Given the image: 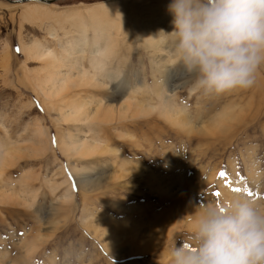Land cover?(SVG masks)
<instances>
[{"label": "rangeland", "instance_id": "1", "mask_svg": "<svg viewBox=\"0 0 264 264\" xmlns=\"http://www.w3.org/2000/svg\"><path fill=\"white\" fill-rule=\"evenodd\" d=\"M101 1L43 2L60 12ZM156 2L137 1L143 10L140 21L150 15L156 20L152 30L162 26L171 33L173 15L160 12ZM28 3L38 2L0 0V146L18 139L20 147H32L22 140L29 139L36 126L47 131L49 145L42 153L20 150L18 160L4 169L0 194L10 188L19 193L22 186L28 191L24 203L0 195V264L21 257L30 258L25 264H170L171 249L189 243L205 204L235 196L264 204V174L256 176L253 167L264 158V66L250 89L205 94L195 87L194 74L181 76L186 70L174 53L173 37L164 33L167 39L162 42L172 51L171 61L161 48L156 52L145 47V36L135 33L131 19H126L130 28L126 25L118 39L121 59L114 62L124 68L125 84L141 88L138 99L145 101L157 96L150 93L154 79L164 88L175 80L174 99L188 109L192 122L167 121L156 111L149 117L132 118L130 113L118 120L115 112L108 124H92L111 152L97 151L103 156L91 159L77 151L66 155L58 138L75 130L83 136L88 128L61 121L31 86V70L44 63L27 60L22 43L39 39L56 48L65 37L48 33L50 21L40 26L37 20H21ZM150 5L152 11L145 12ZM167 73L177 76H161ZM87 94L101 97L108 92L90 87ZM23 175L28 182L20 183ZM67 193L70 198L65 199Z\"/></svg>", "mask_w": 264, "mask_h": 264}, {"label": "bare ground", "instance_id": "2", "mask_svg": "<svg viewBox=\"0 0 264 264\" xmlns=\"http://www.w3.org/2000/svg\"><path fill=\"white\" fill-rule=\"evenodd\" d=\"M36 1L38 3H28L25 6L20 14L21 20H29L32 23L38 21L40 22V26H43L45 21H50L48 33L56 39L61 38V35H63L65 39H59L58 47L56 48L49 46L39 39H33L28 43L24 41L22 43V50L27 60H35L44 63L39 68L31 70V86L39 97H43L42 104H47L51 110L57 112L60 120L62 119L66 122L75 123L78 127L85 126L88 128L83 136H79L82 131H77L76 133L75 130V132L73 131L74 133L69 132L66 136L62 135L58 138V143L66 155H70L72 151H77L76 153L80 154L82 158L91 159L101 154H97V151L108 153V151H110L109 144L103 142L104 137L102 139L96 136L98 132L95 133L96 129L92 127V124H108L115 119V112H119L120 114L118 120L121 119L120 117L124 118L129 116L130 113L133 115L132 118L135 117L134 115H140V117L141 115H148L147 117H149L153 111H156L160 116H164L167 121L183 122V124L184 122H192L191 116L186 113L188 109L185 108L183 104H177V100L175 101L174 99V90L177 86L174 85L176 84L174 79L173 84L166 88L161 86L160 79H154L150 93H156L157 96L152 97L151 95L145 101L144 99L140 100L138 99V93L140 94L141 88L139 89L137 86L135 87L129 83L125 84L126 75L124 68L118 63H114L119 59L118 51L120 48V40L118 39L124 35L127 26L129 27V25L126 24V19H131V25L134 24L135 33L138 34L141 32V34L145 36V47L152 48L156 52L161 48V50L164 51L163 54H167V57L171 60V49H166V46L163 48L162 44V42L167 39V35L165 36L164 33H160L163 27L161 26L155 29L156 31H154V29L152 30L154 21L156 20L150 17V15L146 18L143 17V22L141 23V18H139V14L141 13L139 12L143 10L142 5L137 3L138 0H105L93 5L81 4L71 6L60 12L52 11L51 7H49L51 4L44 3H51L54 0ZM156 1L157 8L160 12L163 13L168 11V5L171 2H168V0ZM152 9V6L148 7L145 12H150ZM159 19L160 21L157 20L159 23L166 24L161 18ZM54 23H56L57 26H55ZM140 24H143V26ZM155 26L156 25H154V28H156ZM138 27L141 30H139ZM170 27L172 26L170 25ZM171 29L173 31V27ZM86 53L88 64L84 65L83 59ZM168 58L165 60L163 59L164 63L169 60ZM167 72H169V69H167ZM186 74L187 72L184 71L181 76H185ZM152 76H154V74ZM161 76L177 75L167 73ZM90 87L96 90L106 91L108 94L101 97L97 94L88 95L87 89ZM155 99H157L158 102H155ZM184 114H188V116L184 117ZM118 124H121V122ZM91 131H93L94 134H90ZM75 134L78 135V137H75ZM9 140L0 146V179H2L4 169L7 165L14 164V161L16 159L18 160V157H20V150L42 153L48 150L49 145L48 133L44 128H41V126H36L33 130V135L30 136L29 139L22 140L31 142L32 147L24 146L23 144V146L21 145L20 147L19 142L21 141L18 139L13 141ZM114 171L113 173H115ZM98 173L99 172L96 171L93 174L97 176ZM28 178V176L23 175L20 179V183L28 182V180H26ZM87 178L88 176L82 178V180ZM53 182L55 183V181ZM55 184H57V182ZM50 185H53L51 181ZM27 191L28 190L22 186L19 193L10 188L1 191L0 195L5 196L8 201L13 199L16 203H24L26 200L24 194L27 193ZM32 195L35 194L32 193ZM64 197L68 199V197L70 198V194L67 193ZM122 257H124V255ZM28 258L21 257L20 259L12 261L11 264H25Z\"/></svg>", "mask_w": 264, "mask_h": 264}, {"label": "clouds", "instance_id": "3", "mask_svg": "<svg viewBox=\"0 0 264 264\" xmlns=\"http://www.w3.org/2000/svg\"><path fill=\"white\" fill-rule=\"evenodd\" d=\"M174 53L205 94L246 90L264 66V0H171ZM264 158L255 175L264 174ZM170 264H264V204L244 196L205 204Z\"/></svg>", "mask_w": 264, "mask_h": 264}, {"label": "snow or ice", "instance_id": "4", "mask_svg": "<svg viewBox=\"0 0 264 264\" xmlns=\"http://www.w3.org/2000/svg\"><path fill=\"white\" fill-rule=\"evenodd\" d=\"M220 174H221L222 176L226 175L225 172H221ZM237 191H239V190L237 189ZM216 195L219 196L220 194H219V193H216Z\"/></svg>", "mask_w": 264, "mask_h": 264}, {"label": "water", "instance_id": "5", "mask_svg": "<svg viewBox=\"0 0 264 264\" xmlns=\"http://www.w3.org/2000/svg\"><path fill=\"white\" fill-rule=\"evenodd\" d=\"M19 1H24V0H19Z\"/></svg>", "mask_w": 264, "mask_h": 264}]
</instances>
